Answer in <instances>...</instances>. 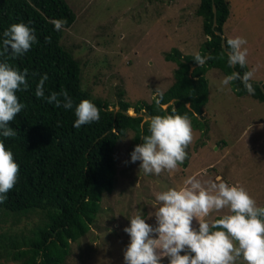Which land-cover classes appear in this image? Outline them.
<instances>
[{
  "label": "rangeland",
  "instance_id": "374dc122",
  "mask_svg": "<svg viewBox=\"0 0 264 264\" xmlns=\"http://www.w3.org/2000/svg\"><path fill=\"white\" fill-rule=\"evenodd\" d=\"M64 1L73 20L62 28L58 42L71 49L79 64L80 88L91 98L105 100L108 108L119 98L129 104L148 102L172 81L174 62L163 54L171 48L195 53L203 38L200 19L193 13L197 0ZM227 2L223 35L247 40V72L255 70L252 81L264 86V0ZM203 76L207 96L202 113L196 115L202 130L192 127L193 140L184 163L176 170L145 175L139 161L130 162L136 145L131 131L125 130L113 147L112 187L100 194L88 230L69 242L63 264H124L130 238L123 229L129 226L128 218L140 212L155 227L151 215L155 193L186 187L188 178L206 183L221 177L229 185L243 187L257 206L264 204V102L248 94L237 96L229 86L221 90L225 76L216 68H207ZM126 113L133 114L131 108ZM228 213L227 208L213 210L204 219L211 222L214 216ZM33 220L35 215L22 216L13 228L24 229ZM192 227L198 228L195 219ZM0 264L18 263L0 255ZM160 264H168V259Z\"/></svg>",
  "mask_w": 264,
  "mask_h": 264
},
{
  "label": "trees",
  "instance_id": "16d2710c",
  "mask_svg": "<svg viewBox=\"0 0 264 264\" xmlns=\"http://www.w3.org/2000/svg\"><path fill=\"white\" fill-rule=\"evenodd\" d=\"M211 1L215 10L213 28L210 27ZM193 13L200 19L203 38L195 53L183 54L171 48L163 54L164 59L174 62L170 84L148 102L129 104L119 98L108 108L105 100L91 98L80 88L79 64L71 49L63 48L58 42L62 28L73 20L65 1L0 0V36L10 25L22 22L32 27L37 37L30 51L9 61L20 71L28 70L29 88L17 93L25 105L10 124L17 135L0 136L19 165L18 181L5 202L0 203V255L18 264H63L69 242L88 230L98 210L100 194L112 187L116 140L125 130H130L131 141L137 146L142 143L141 136L148 135L144 115L172 114L175 109L176 114L188 115L193 128L202 130L196 115L202 112L207 96L204 71L213 67L224 76L233 72L243 75L247 68L238 64L229 66L227 54L219 44L220 37L213 33L217 30L222 34L226 48L229 38L223 35L222 24L228 13L227 0H197ZM52 20L67 23L57 31ZM196 53L212 58L198 66L194 62ZM43 74L48 76L45 97L64 90L74 104L90 100L100 109L99 121L76 129L74 109L66 110L47 103L45 98H37L36 85ZM249 83L254 94H249L240 80L228 86L237 96L248 94L264 102V94L256 82ZM116 93L120 97L121 91ZM127 108L133 114L126 113ZM28 214L35 215V220L24 229H19V225L14 229L20 218ZM221 217L214 216L212 221Z\"/></svg>",
  "mask_w": 264,
  "mask_h": 264
},
{
  "label": "clouds",
  "instance_id": "9594fccd",
  "mask_svg": "<svg viewBox=\"0 0 264 264\" xmlns=\"http://www.w3.org/2000/svg\"><path fill=\"white\" fill-rule=\"evenodd\" d=\"M51 23L58 31L67 21L52 20ZM36 42L35 30L22 22L10 25L0 36V58H3L0 59V136L4 138L17 135L10 124L25 108L17 93L29 88L28 70L20 71L9 61L23 56ZM246 44L247 40L242 37L227 39L230 66L238 64L243 68L246 65ZM211 58L196 53L194 62L202 66ZM254 71L225 76L220 81L221 90L240 80L247 92L254 94L253 85L249 83ZM47 79V74L40 76L36 97L45 98L56 107L74 109V128L99 121L100 109L90 100L74 104L64 90L45 97ZM143 121L148 126V135L141 136L142 143L130 153V162L139 161V169L145 175L176 170L186 160L187 147L193 140L188 115L176 114L173 109L172 114L144 115ZM18 177L19 165L14 154L0 140V203L5 202ZM185 185L155 193V208L151 213L155 227L146 223L140 212L128 218L129 226L123 229L130 238L123 253L124 264H160L164 258L168 259V264H264V207L257 206L243 187L229 185L221 177L206 183L188 178ZM224 208L230 214L211 222L204 219L211 211ZM194 219L198 229L192 227Z\"/></svg>",
  "mask_w": 264,
  "mask_h": 264
},
{
  "label": "water",
  "instance_id": "95a60500",
  "mask_svg": "<svg viewBox=\"0 0 264 264\" xmlns=\"http://www.w3.org/2000/svg\"><path fill=\"white\" fill-rule=\"evenodd\" d=\"M210 9H211V23H210V27L211 28H213V26H214V21H215V16H214V5H213V2L211 1L210 2ZM213 33H215L216 35H218L219 37H220V41H219V44H220V47L222 48V50L226 53V54H228V49H226L225 47H224V43H223V38H222V34L219 32V31H217V30H213ZM230 66V65H229ZM231 67V66H230ZM256 84H257V86H258V88L260 89V91H261V93H263L264 94V88H263V86L260 84V83H257L256 82Z\"/></svg>",
  "mask_w": 264,
  "mask_h": 264
},
{
  "label": "crops",
  "instance_id": "0c3cea01",
  "mask_svg": "<svg viewBox=\"0 0 264 264\" xmlns=\"http://www.w3.org/2000/svg\"><path fill=\"white\" fill-rule=\"evenodd\" d=\"M247 62H248V61H247ZM255 81H258V80H255ZM201 113H202V112H201ZM201 113H200V114H201ZM200 114H199V115H200Z\"/></svg>",
  "mask_w": 264,
  "mask_h": 264
}]
</instances>
